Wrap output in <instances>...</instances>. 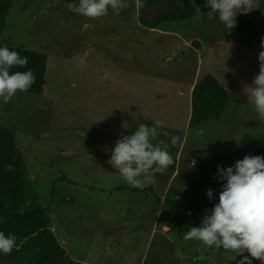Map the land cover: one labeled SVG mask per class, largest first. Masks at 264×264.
<instances>
[{
	"label": "rangeland",
	"instance_id": "rangeland-1",
	"mask_svg": "<svg viewBox=\"0 0 264 264\" xmlns=\"http://www.w3.org/2000/svg\"><path fill=\"white\" fill-rule=\"evenodd\" d=\"M126 2L119 15L98 18L68 9L79 0H12L7 8L1 42L47 57L41 94L0 100V124L14 131L33 186L29 204L48 207L64 262L237 264L242 257L230 250L185 239L184 201L167 199L190 189L219 195L217 166L252 155L264 137L244 91L259 73L264 0L231 31L207 19L206 0ZM206 74L224 86L227 103L190 125L191 92ZM155 121L162 127L151 143L173 164L136 188L108 161L117 139Z\"/></svg>",
	"mask_w": 264,
	"mask_h": 264
},
{
	"label": "clouds",
	"instance_id": "clouds-1",
	"mask_svg": "<svg viewBox=\"0 0 264 264\" xmlns=\"http://www.w3.org/2000/svg\"><path fill=\"white\" fill-rule=\"evenodd\" d=\"M137 8L143 7L142 0H136ZM68 9L74 13L90 18L106 16L109 10L119 15L128 7L126 0H79L69 3ZM205 7L209 21L214 18L230 31L236 27V17L248 14L259 8V0H206ZM264 49V38L261 39ZM28 58L7 46L0 47V100L9 103L18 92H27L35 83V74L31 70L14 72V67L25 68ZM259 73L254 76L252 84L246 86L245 93L253 98L259 119L264 121V50L258 53ZM162 121H155L151 126L141 123L132 135H122L116 140L108 161L119 172L123 180L130 186L145 188L155 182L157 174H163L173 164L168 151L154 146L151 140L160 133ZM165 135H167L165 133ZM177 141L172 137V144ZM192 160L190 166L195 167ZM7 171H13L11 165ZM218 177L224 181L219 192V200L210 214L208 210L201 218L198 227L187 230L185 239L201 241L206 247L230 250L242 259L237 264H252V259L264 264V157L245 155L233 166L221 168L217 166ZM206 196L211 200L213 190L209 189ZM18 250L17 237L0 231V253L9 255ZM247 252L249 255H243Z\"/></svg>",
	"mask_w": 264,
	"mask_h": 264
},
{
	"label": "trees",
	"instance_id": "trees-1",
	"mask_svg": "<svg viewBox=\"0 0 264 264\" xmlns=\"http://www.w3.org/2000/svg\"><path fill=\"white\" fill-rule=\"evenodd\" d=\"M146 1L142 0V3ZM11 2L12 0H0V34ZM161 20L173 21L175 17L166 15ZM4 46L28 58L25 68L14 67L10 69V74L31 70L36 79L27 92L41 94L46 84V55L4 44L0 40V47ZM227 97L223 85L216 84L212 75H204L191 92L189 124L196 125L200 117L213 109L222 110L227 103ZM263 151L264 137L260 139L259 146L252 155L261 156ZM7 165H11L14 170L7 171ZM33 196V186L24 169V158L16 145L14 131L0 124V231L5 235L14 234L18 245V250H13L9 255L0 253V264H76L74 261L61 260L63 253L51 229L49 209L39 204H29ZM218 200L219 195H213L209 200L205 192L194 189L180 191L175 199H167L172 206L184 201L183 208L188 214L183 226L188 230L200 226L201 218L206 214L205 210L210 214ZM192 240L203 245L201 241Z\"/></svg>",
	"mask_w": 264,
	"mask_h": 264
},
{
	"label": "water",
	"instance_id": "water-1",
	"mask_svg": "<svg viewBox=\"0 0 264 264\" xmlns=\"http://www.w3.org/2000/svg\"><path fill=\"white\" fill-rule=\"evenodd\" d=\"M191 45H192L193 47H198V45H199L198 40H196V39L192 40V41H191Z\"/></svg>",
	"mask_w": 264,
	"mask_h": 264
}]
</instances>
